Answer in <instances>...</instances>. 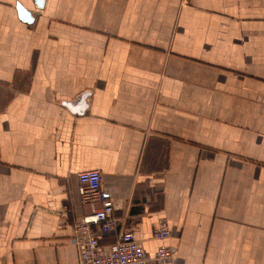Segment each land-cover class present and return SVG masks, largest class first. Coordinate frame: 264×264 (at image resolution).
Listing matches in <instances>:
<instances>
[{
	"label": "crops",
	"instance_id": "crops-1",
	"mask_svg": "<svg viewBox=\"0 0 264 264\" xmlns=\"http://www.w3.org/2000/svg\"><path fill=\"white\" fill-rule=\"evenodd\" d=\"M92 170L150 258L264 264V0H0V264H79Z\"/></svg>",
	"mask_w": 264,
	"mask_h": 264
},
{
	"label": "built area",
	"instance_id": "built-area-1",
	"mask_svg": "<svg viewBox=\"0 0 264 264\" xmlns=\"http://www.w3.org/2000/svg\"><path fill=\"white\" fill-rule=\"evenodd\" d=\"M77 179L82 201L91 209L90 214L74 226L79 264H174L171 247L159 246L150 258L132 232L118 230L114 217L117 205L102 191L99 171L80 172ZM109 235H113L115 241L109 245L101 244V237ZM169 235L168 228L162 226L153 229L152 238L164 241Z\"/></svg>",
	"mask_w": 264,
	"mask_h": 264
},
{
	"label": "water",
	"instance_id": "water-1",
	"mask_svg": "<svg viewBox=\"0 0 264 264\" xmlns=\"http://www.w3.org/2000/svg\"><path fill=\"white\" fill-rule=\"evenodd\" d=\"M44 1L45 0H34L35 6L38 9H42L44 7ZM17 11H18V15L22 21L27 22V23L32 22L31 14L25 8L19 7Z\"/></svg>",
	"mask_w": 264,
	"mask_h": 264
}]
</instances>
